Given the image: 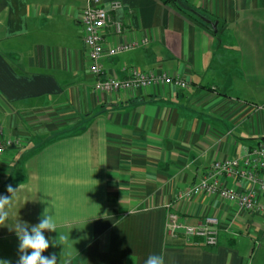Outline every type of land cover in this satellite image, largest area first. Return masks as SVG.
Wrapping results in <instances>:
<instances>
[{
	"label": "crops",
	"instance_id": "crops-1",
	"mask_svg": "<svg viewBox=\"0 0 264 264\" xmlns=\"http://www.w3.org/2000/svg\"><path fill=\"white\" fill-rule=\"evenodd\" d=\"M101 1L119 3L110 16L121 29L106 44L127 47L104 59L105 75L157 71L188 85L96 90L76 19L87 0H0V196L17 190L0 260L17 264V224L30 231L45 213L57 229L44 232L56 244L43 255L57 264H144L150 254L253 264L264 257L263 216L215 194H176L214 161L264 143V110L253 108L264 105V0H191L206 3L211 13L196 10L210 23L172 0ZM166 204L190 225L216 216V245L167 235Z\"/></svg>",
	"mask_w": 264,
	"mask_h": 264
},
{
	"label": "built area",
	"instance_id": "built-area-1",
	"mask_svg": "<svg viewBox=\"0 0 264 264\" xmlns=\"http://www.w3.org/2000/svg\"><path fill=\"white\" fill-rule=\"evenodd\" d=\"M119 7L117 1L104 3L101 0H87L77 14V21L83 28V46L90 61L88 71L95 79L94 87L99 91L135 92L146 88L167 85L185 88L188 79L179 74L164 72H142L131 70L127 78L120 79L113 75H105L103 61L115 55L126 46L112 47L106 44V35L111 29L120 31L121 26L111 20V13ZM255 111L264 110V105H254ZM1 133V132H0ZM10 141H6L9 145ZM5 145L0 141V155ZM232 176L236 179V187H229L225 179ZM200 194H215L221 199L234 202L244 212H254L264 217V143L247 150L241 160L222 159L211 163L201 180L187 190L179 191L176 199H189ZM167 235L179 236L194 245L214 246L217 243L219 220L216 216L206 215L194 225L187 224L179 214L166 204Z\"/></svg>",
	"mask_w": 264,
	"mask_h": 264
},
{
	"label": "clouds",
	"instance_id": "clouds-1",
	"mask_svg": "<svg viewBox=\"0 0 264 264\" xmlns=\"http://www.w3.org/2000/svg\"><path fill=\"white\" fill-rule=\"evenodd\" d=\"M8 193H11V198L0 196V224H3L7 219L8 212L6 208L11 205L12 194L14 190L11 185L7 187ZM28 225L20 222L17 224L15 231L19 238V259L17 264H57L55 254L44 256L43 253L50 247V244L55 246L56 243L45 237L44 232H56L57 222L52 215L43 214L40 222L31 226L28 230ZM29 250L30 253H29ZM0 264H10L7 260H0ZM144 264H165L163 255L150 254Z\"/></svg>",
	"mask_w": 264,
	"mask_h": 264
},
{
	"label": "rangeland",
	"instance_id": "rangeland-1",
	"mask_svg": "<svg viewBox=\"0 0 264 264\" xmlns=\"http://www.w3.org/2000/svg\"><path fill=\"white\" fill-rule=\"evenodd\" d=\"M186 6L191 7V8H200L202 9L205 13H211L210 8H206L205 2H195V1H191V0H181ZM263 250H264V245L262 246ZM260 251V249H259ZM253 264H264V257H262L260 255V253L258 254V252L256 253L255 257L253 258Z\"/></svg>",
	"mask_w": 264,
	"mask_h": 264
},
{
	"label": "trees",
	"instance_id": "trees-1",
	"mask_svg": "<svg viewBox=\"0 0 264 264\" xmlns=\"http://www.w3.org/2000/svg\"><path fill=\"white\" fill-rule=\"evenodd\" d=\"M175 2V4L183 11L187 12V13H191L193 15H195V17H197L200 21H205L204 19H208V17L201 15L200 12H198L196 9L191 8L186 6L181 0H172ZM209 21H211L210 19H208ZM204 246V245H203Z\"/></svg>",
	"mask_w": 264,
	"mask_h": 264
},
{
	"label": "water",
	"instance_id": "water-1",
	"mask_svg": "<svg viewBox=\"0 0 264 264\" xmlns=\"http://www.w3.org/2000/svg\"><path fill=\"white\" fill-rule=\"evenodd\" d=\"M204 20L210 23V21L208 19H204ZM212 27H213L214 31H216V29H215V23L212 24Z\"/></svg>",
	"mask_w": 264,
	"mask_h": 264
}]
</instances>
